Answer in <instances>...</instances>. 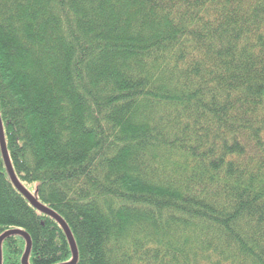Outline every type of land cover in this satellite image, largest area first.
<instances>
[{"label": "trees", "instance_id": "1", "mask_svg": "<svg viewBox=\"0 0 264 264\" xmlns=\"http://www.w3.org/2000/svg\"><path fill=\"white\" fill-rule=\"evenodd\" d=\"M0 123L75 264H264V0H0ZM17 230L72 262L0 147Z\"/></svg>", "mask_w": 264, "mask_h": 264}, {"label": "water", "instance_id": "2", "mask_svg": "<svg viewBox=\"0 0 264 264\" xmlns=\"http://www.w3.org/2000/svg\"><path fill=\"white\" fill-rule=\"evenodd\" d=\"M0 147H1L3 160H4V163H5L6 169L8 171L9 177H10L13 185L31 203V205L35 209H37L39 212L51 215L60 224V226L64 230V232H65V234H66V236L68 238V241L70 243V246H71L73 259H72V262L70 264H75L76 260H77L76 248L74 246V243L72 241L71 235L69 234V231H68L67 227L65 226V224L58 217H56L55 215L49 213L45 209H43L40 206H38V204L31 198V196L17 182V180H16V178H15L13 172H12V168L10 166L8 155H7V152H6V147H5V142H4V138H3L1 123H0ZM13 235L22 236V237H24V239L26 241V249H25V253H24V255H23L22 259H21V264H27L26 263V259H27V256H28V253H29V249H30V239L25 233H23L21 231H18V230L17 231H8V232H6V233H4L3 235L0 236V264H1V260H2V258H1V243H2V241L5 238H7L9 236H13Z\"/></svg>", "mask_w": 264, "mask_h": 264}, {"label": "rangeland", "instance_id": "3", "mask_svg": "<svg viewBox=\"0 0 264 264\" xmlns=\"http://www.w3.org/2000/svg\"><path fill=\"white\" fill-rule=\"evenodd\" d=\"M23 187L31 196H34V194H35V185H25Z\"/></svg>", "mask_w": 264, "mask_h": 264}, {"label": "bare ground", "instance_id": "4", "mask_svg": "<svg viewBox=\"0 0 264 264\" xmlns=\"http://www.w3.org/2000/svg\"><path fill=\"white\" fill-rule=\"evenodd\" d=\"M70 234V233H69Z\"/></svg>", "mask_w": 264, "mask_h": 264}]
</instances>
